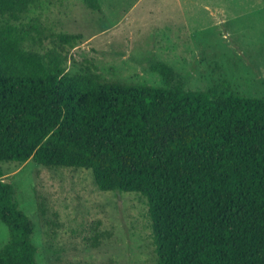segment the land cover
Masks as SVG:
<instances>
[{"label": "trees", "instance_id": "1", "mask_svg": "<svg viewBox=\"0 0 264 264\" xmlns=\"http://www.w3.org/2000/svg\"><path fill=\"white\" fill-rule=\"evenodd\" d=\"M36 3L0 0V161L90 169L100 190L142 195L155 264H264V97L227 80L187 89L163 62L151 67L165 86L71 74L60 57L41 67L14 47L9 22ZM55 36L61 49L82 38ZM2 175L0 264H40L34 225Z\"/></svg>", "mask_w": 264, "mask_h": 264}, {"label": "rangeland", "instance_id": "2", "mask_svg": "<svg viewBox=\"0 0 264 264\" xmlns=\"http://www.w3.org/2000/svg\"><path fill=\"white\" fill-rule=\"evenodd\" d=\"M87 1L37 0L9 20L14 47L41 67L62 58L63 71H92L104 81L165 86L151 67L163 62L174 70L172 82L187 89L227 80L239 94L264 97V0ZM58 33L82 38L61 49ZM0 169L34 225L40 264H155L142 195L102 191L90 169L32 159L0 161ZM8 237L0 221V248Z\"/></svg>", "mask_w": 264, "mask_h": 264}]
</instances>
